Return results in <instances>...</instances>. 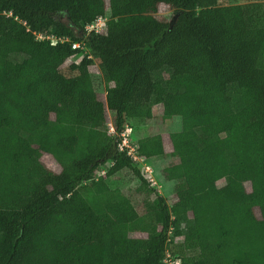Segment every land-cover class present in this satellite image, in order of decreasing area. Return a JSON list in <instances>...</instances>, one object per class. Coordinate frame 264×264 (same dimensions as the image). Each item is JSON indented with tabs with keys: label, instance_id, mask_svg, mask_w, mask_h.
<instances>
[{
	"label": "trees",
	"instance_id": "1",
	"mask_svg": "<svg viewBox=\"0 0 264 264\" xmlns=\"http://www.w3.org/2000/svg\"><path fill=\"white\" fill-rule=\"evenodd\" d=\"M156 106L180 130L137 143L128 120ZM126 125L147 164L171 157V204L118 148ZM123 169L139 206L107 184ZM169 244L179 264H264V0H0V264H165Z\"/></svg>",
	"mask_w": 264,
	"mask_h": 264
},
{
	"label": "rangeland",
	"instance_id": "2",
	"mask_svg": "<svg viewBox=\"0 0 264 264\" xmlns=\"http://www.w3.org/2000/svg\"><path fill=\"white\" fill-rule=\"evenodd\" d=\"M246 1L253 0H218L219 5L242 3ZM174 14V10L167 5H160L158 8L157 16L165 19H170ZM79 57L74 58V61H78ZM66 65V64H65ZM92 73L93 83L98 95L101 99H104L106 92V84L101 76L97 62L94 61L90 67ZM108 122L111 124V114L109 113ZM128 124L132 127V135L135 141L138 143L140 138L160 134L167 141L168 134L170 132L178 131L181 128V118L178 116L171 117L170 119H164L160 113L159 106H156L153 110V115L151 118H138L129 119ZM109 125V124H108ZM169 148L166 146V153H168ZM171 157L166 154L162 157L155 158L153 160H148L150 169L153 171V176L157 185H159V193L162 195L168 204H171L174 199V188L176 181L167 180L162 174V168L169 163ZM42 161L48 166L57 170V163L52 156L44 154L42 156ZM107 184L110 188H117L124 195L129 197L135 206H139L141 200L144 197V191L138 190L140 181L134 176V174L129 169H123L107 178ZM168 254L176 255L175 249L172 244L167 245Z\"/></svg>",
	"mask_w": 264,
	"mask_h": 264
},
{
	"label": "built area",
	"instance_id": "3",
	"mask_svg": "<svg viewBox=\"0 0 264 264\" xmlns=\"http://www.w3.org/2000/svg\"><path fill=\"white\" fill-rule=\"evenodd\" d=\"M104 24H105V18L104 17H98L92 23L86 25L85 30L87 32H91V31L99 32L100 29L104 26ZM36 37L38 39H43V38L50 39L51 44H55L56 42L67 41V38H64V37H48V36H43L41 34H37ZM79 47H81V45L78 42H74L71 44L72 49L79 48ZM109 132L114 133V127L110 123H109ZM119 136L121 138V141L118 144V148L121 150L123 148L127 149V154L130 155L134 161L138 162L140 167L143 169V173H144V175H146L150 186L157 187V189L159 190L160 187H159V185H157V182L155 181V179L152 175L153 171L150 169L149 164H147V162L143 161L141 158H139L138 156H136L134 154L135 148H134V145L132 144V139H131V127L129 125H126L124 127V129H122L121 132L119 133ZM99 174L101 176H104L105 171L101 170L99 172ZM164 263L165 264H179V260L172 261L170 254H168V251H166L165 257H164Z\"/></svg>",
	"mask_w": 264,
	"mask_h": 264
}]
</instances>
